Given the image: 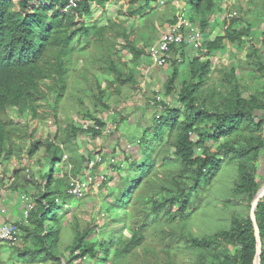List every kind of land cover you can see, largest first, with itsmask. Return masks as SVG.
<instances>
[{"label": "trees", "instance_id": "obj_1", "mask_svg": "<svg viewBox=\"0 0 264 264\" xmlns=\"http://www.w3.org/2000/svg\"><path fill=\"white\" fill-rule=\"evenodd\" d=\"M111 1L76 0L77 5L72 7L71 0H0V164L4 160H17L23 165L11 174L4 171L0 191L28 193L35 203L27 223L14 222L21 231L18 240L23 248L15 245L13 249L26 259V264H129L127 259L143 245L152 223L162 221L165 226L189 219L193 204L187 187L199 190L214 180L224 164L235 162L237 179L229 204L235 202L242 210L234 212L224 230L204 236L191 232L177 234L180 244L174 255L166 243L167 264L181 260L180 249L189 252L183 256L187 264H254L257 235L251 210L264 189V173L259 165L264 151V38L263 47L262 44L249 47L243 67L253 69L256 87L243 84L235 67L214 68L210 58L226 49V41L241 48L253 40V25L243 16H233L225 33L204 39L198 49H193L195 54L184 44L173 47L167 57L170 73L163 83L164 98L154 94L147 101L148 107L157 109L151 125L138 140L142 158L137 160L123 149V161L116 164L108 161L93 170L94 173L98 167L106 166V171L99 175H104L101 186L106 188L103 200L108 213L120 207L121 200H127L130 179L135 178L139 185L146 182L149 191L142 206L147 215H142V219L132 215L129 221L126 215H118L107 227L108 236L95 241L91 235L99 226L97 220L82 228L76 217L70 225L75 231L71 242L63 240L66 225L60 212L75 198L68 191L70 177L80 179L86 173L87 158L82 153L77 156L76 151L82 147L88 152V144L85 147L88 137L102 136L106 126L99 115L113 109L112 102L122 98L125 86L133 89L137 86L136 70L155 40V36H148V31L159 30L153 17L158 14L156 4L160 0H126L127 6L119 9L125 19L115 16L104 25L86 23L83 18L92 16L93 4L105 11ZM177 1L184 4L181 14L191 25L203 34L210 33V17L222 10V0ZM179 15L180 12L162 24L175 25ZM137 18L144 19V23L141 25ZM124 49L132 55L131 61L122 53ZM184 64L186 78L181 68ZM73 73L89 83L76 93V99L86 109L83 116L99 129L94 126L82 129L68 119L54 135L35 138L33 125L39 120L50 116L59 120L60 104ZM98 73L112 74L105 86L100 84ZM87 97L90 111H87L90 107L84 106ZM11 106L30 121L15 124L7 112ZM67 150L71 155L64 160ZM161 152H164L162 159L174 161L176 168L169 184L152 189L149 183L158 172L157 157ZM23 154L30 160L37 158L39 169H45L41 180L36 178L32 163L24 165ZM125 166L133 173L132 177L121 176L109 187L114 177L108 176L107 170L118 172ZM60 172L61 177H56ZM5 176L10 178V184L3 181ZM255 217L262 242L260 260L264 264V196L256 206ZM126 225L132 228L131 237L122 232ZM168 236L164 234V239ZM4 244L0 241V253ZM0 264H5L1 256Z\"/></svg>", "mask_w": 264, "mask_h": 264}, {"label": "rangeland", "instance_id": "obj_2", "mask_svg": "<svg viewBox=\"0 0 264 264\" xmlns=\"http://www.w3.org/2000/svg\"><path fill=\"white\" fill-rule=\"evenodd\" d=\"M125 1L126 0L111 1L105 8L106 12L93 4L91 8L92 16L83 19L86 20V23L92 24L96 22L99 25L106 24L110 18L115 16H118L120 19H125V15L119 14L120 7L123 5L125 7L127 6V3ZM263 3L264 0H222L220 6L222 10H218L210 17V22L212 25L210 33L208 32L204 34V39H213L216 36L223 35L225 33V29L233 16H243L249 18L254 30L253 40H248V43L244 44V46H242L241 48L230 44L229 41H226V49H224L218 54H212L210 58L214 63V68L217 67L220 69L224 66L235 67L236 74L239 78H242L243 84H249L251 85V87L257 86V82L253 78V69L249 67H243H245L244 65H246L244 62L247 59L246 56L249 51V47L252 44H257L260 46L262 44V39L264 38V6L262 5ZM156 5L159 7L157 12L158 14L153 17V19L156 28H159V30L155 31L153 29L148 31V36H155V40L152 42L153 45L162 36L161 34L165 33L169 28V26L166 27L167 24L165 25L162 23H164L166 19L171 18L173 15H177V13L179 12L181 13V10L184 8V4L182 2L178 3L177 0H160V3ZM104 12L105 14H103ZM159 13L161 15H159ZM137 19L141 25L144 23V19ZM121 42L123 41L121 40ZM151 45L148 46V49ZM261 47H263V44ZM122 53L128 61H131L132 55L128 50L124 49L122 50ZM203 59L206 60L207 58L204 57ZM81 64L82 61H78L77 70L79 71L81 69ZM141 66L142 65H139V67ZM181 68L183 71V76L186 78L187 65L184 64ZM136 72L137 76L139 77L141 74L140 70L138 69L136 70ZM213 76L215 77L214 74ZM111 77V73H98L99 82L102 86H105L106 81ZM90 84H93L92 80ZM88 86L89 83L83 82L80 79V76L78 77L77 73H73L72 75H70L69 90L62 98V102L58 111L59 120L56 121L53 117L50 116L46 119L39 120L38 123H36L35 125L32 124L36 128L35 138L52 136L59 130L60 127L63 128L70 120L73 121L76 117H85L83 116V114L86 113V109L76 99V93L79 90H83L85 87ZM136 90V88L133 89L130 85L125 86L123 89L122 98H119L118 100L116 99V101L112 102V107L116 112L115 120L117 122L120 121V115L118 111L120 112V107L124 103H126L127 100L125 99V97L130 96L133 98V94L134 92H136ZM136 94L137 93H135V95ZM154 94L160 99L164 98L163 85L160 86L159 91L156 92L155 90ZM84 101V106L90 107L89 110H87L90 111L92 108L89 97L85 98ZM7 112L9 113L15 124L25 125L30 121L29 117L20 116L17 111V108L14 106L7 107ZM147 112L148 111L146 110V113ZM104 115L105 113H101L99 116H101L102 118L106 117L107 120L111 118L108 114L105 116ZM147 118L151 120V117L149 118L147 116ZM87 144L88 142L86 143L85 147L87 146ZM90 144L91 143H89V145ZM118 144L119 147H124L126 145V141L122 139L121 141H119ZM92 145L93 151L97 149L102 150L101 148L103 147L106 148V144L104 143H93ZM90 150L91 149H89L88 151L90 152ZM126 150V153L129 156L136 157L137 160L142 158L141 148L137 141L131 144L130 148H126ZM163 150L164 149H162V151ZM86 151L87 150L82 149V147H80L79 151H76V155L78 156L80 153H82L83 155L89 154V152ZM108 151L109 150H105L106 153ZM66 152L70 157L71 153L68 150ZM117 152L118 153H116V151L114 153L110 152L109 154H111V156H116L119 162L123 161V153L121 151L119 152V150H117ZM163 153L164 152H161L157 157L158 172L152 175L151 183H149V186L152 189H156L159 186L169 184L172 178V170L173 168H176L174 161L162 159ZM23 158L24 165L32 163L31 167L32 170L35 172L36 178L41 180L40 176L45 172V169H39L37 165V158L30 160L26 154H23ZM259 165L261 167L262 173H264V151L260 155ZM22 166L23 165H21V163L19 164L17 160H13L11 162H7L5 160L2 161L0 164V178L5 175L4 171H7L9 174H11L14 169H17V167ZM104 167H98L95 170L94 174H89H93V176L95 174L96 175L94 176L95 178L93 177L94 185L88 192H86L81 197L73 198L69 205L62 207L60 215L62 217V222L66 225V230L63 235L64 241L71 242L75 231L71 228L70 225L73 224L76 217L79 219L82 228H84L88 222H93L94 219L97 220L99 226L96 228V230L93 231L91 235V239L95 241L100 240L105 236H108L109 232L107 230V227L109 228L112 225V218L118 215H126V220L129 221L130 219H132V215H135V219H142V215H147L144 211L142 203L146 201L145 198L147 196L145 193L149 191V189H147L146 187V182L142 181L139 185L135 178L130 179L128 182V187L130 188V190H128L127 200H121L120 196L118 195V199L122 202L121 206L115 207L116 209L109 213L105 210L103 198L106 194V188H102L101 184L103 182V178L102 175H99L103 174V172L101 173V171H103ZM110 171L107 170L108 176L111 175L112 177H114V181L109 183V187L113 186L115 182H118L121 176L125 177L128 175L127 177L130 178L133 175V173L129 170L128 166H125L123 170H120L118 172L114 171L111 173ZM55 175L56 177H61L62 172L56 173ZM236 179L237 165L235 162H232L224 164L210 184H205L201 186L199 190H194L191 187H187V192L190 193L193 204L189 219L185 220L184 222L176 221L173 224H168L165 226L162 221L152 223L150 227H148V229L146 230V240L143 245L138 247L137 250L134 251L133 254L127 259L129 264H167V247L165 246L166 243L170 244L169 251H171L172 255H174L176 253V246L180 244V242H178L176 238L177 234L181 235L182 232H191L195 235L204 236L219 230L226 229L228 227L232 215H235L234 212L242 210V206L235 204V202L229 204V198L231 197V189ZM3 181L8 184H10L11 182L8 176H5ZM32 189H30V191ZM0 193L4 195V197L16 195V198L14 199V201H16V205L14 207L15 209L13 208V212H17L18 209V212L20 214L21 210L19 209V207L23 203L22 192H19L20 194H16L13 191L2 189ZM128 204H130V207ZM132 206H134L133 209ZM162 214L163 213H153L152 215ZM172 230L174 232L171 233ZM122 232L124 236L131 237V226L126 225L123 228ZM166 233L169 236L167 237V239H164V234ZM182 243V245L186 244L185 240L182 241ZM18 246L19 245H17V247ZM19 247L23 248L22 246ZM13 248V246L4 244L0 256L1 259L4 260L5 264H26V259L24 257H21L19 253ZM62 250L65 251L64 248H62ZM158 252L160 254V257L158 256ZM64 253L68 255V252ZM188 254L189 252L185 249H180L179 256H182V258L181 260L177 261L176 264H187L185 263L186 258L183 256H188Z\"/></svg>", "mask_w": 264, "mask_h": 264}, {"label": "built area", "instance_id": "obj_3", "mask_svg": "<svg viewBox=\"0 0 264 264\" xmlns=\"http://www.w3.org/2000/svg\"><path fill=\"white\" fill-rule=\"evenodd\" d=\"M70 5L75 7L77 5L76 0H71ZM204 40V34L200 31L199 28L191 25L188 20L186 19L185 15L181 14L178 17V21L175 25L169 26L167 31L162 34L159 40L154 44L151 45L148 49L147 57L152 65H156L158 67H164L167 64V57L172 53L173 47H178L180 45L192 46L195 49L201 45ZM109 115L111 118L107 120L106 117L103 119L106 121V126L103 131V136H109L114 133L118 124L115 120L116 112L112 109L109 113H105V115ZM104 115V116H105ZM75 125L82 129H88L91 126H94L95 129H99L98 126H95V123L87 119L85 117H76L74 120ZM89 143H91L89 145ZM93 143L98 144V137L92 138L88 137V146L90 152L89 154L85 155L87 158L86 162V173L85 176L76 179L74 177H70L69 181V193L74 197H81L86 192H88L94 185L93 181V170L98 165H105L108 161L112 163H117L119 160L116 156H111V154H107L105 152L106 148H101L93 151ZM69 155L65 151L64 152V160H68ZM69 168H72L71 165H68ZM93 173L92 175H89ZM95 178V177H94ZM104 179V175H102ZM22 199H23V207L21 210V222H28L30 211L33 209L35 203L32 196L28 193L22 192ZM4 203V195H2L0 199V208ZM21 234V231L16 227L14 222L9 223H2L0 224V241L4 242L9 246L19 245L18 237Z\"/></svg>", "mask_w": 264, "mask_h": 264}, {"label": "crops", "instance_id": "obj_4", "mask_svg": "<svg viewBox=\"0 0 264 264\" xmlns=\"http://www.w3.org/2000/svg\"><path fill=\"white\" fill-rule=\"evenodd\" d=\"M187 49L192 54L196 53L192 46H188ZM140 65L142 66L138 67V69L140 70L141 74L138 77V84L135 86L137 90L133 94L134 97H125V99H127L126 103L120 107V112L118 111L120 115L118 129L115 130L112 135H102L98 137V144H106V150H109L107 152L108 155L114 149H116V151L119 150V152H122L123 149L130 148L131 144L135 143V141L138 142L145 128L151 125L157 108L154 106L148 107L147 101L148 99L154 97L155 90L156 92L159 91L160 86L163 85L168 77V74L170 73V65L166 64L164 67L152 65L147 56L143 58ZM135 93L137 94L135 95ZM146 110L148 111L147 113ZM147 116L149 118L151 117V120H149ZM122 139L126 141V145L124 147H119L118 143ZM105 168L106 166L103 168L101 173L106 171ZM15 198L16 195L4 197V203L0 208V224L6 222H19L21 220V213L19 214L18 209L17 212H13V208L16 205V201H14ZM22 207L23 203L20 205L19 209L22 210Z\"/></svg>", "mask_w": 264, "mask_h": 264}, {"label": "water", "instance_id": "obj_5", "mask_svg": "<svg viewBox=\"0 0 264 264\" xmlns=\"http://www.w3.org/2000/svg\"><path fill=\"white\" fill-rule=\"evenodd\" d=\"M263 196H264V189L261 191V193L258 195V197L253 202L252 210H251V215H252V219H253V223H254V226H255V229H256V235H257V253H256L254 264H261L260 254H261L262 242H261L260 232H259V228L257 226L256 217H255V209H256V206H257L259 200Z\"/></svg>", "mask_w": 264, "mask_h": 264}]
</instances>
